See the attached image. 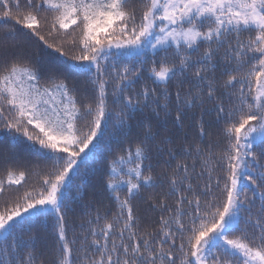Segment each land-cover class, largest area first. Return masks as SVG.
Instances as JSON below:
<instances>
[{"label": "snow or ice", "instance_id": "snow-or-ice-1", "mask_svg": "<svg viewBox=\"0 0 264 264\" xmlns=\"http://www.w3.org/2000/svg\"><path fill=\"white\" fill-rule=\"evenodd\" d=\"M8 21L59 56L78 49L70 57L75 70L91 73L94 87L81 105L79 88L70 84L59 56L49 52L42 63L17 48L0 53V127L38 145L52 161L40 187L17 195L0 211V264H42L35 238L18 231L30 216H54V264H264V0H25L23 8L21 0H0V26ZM6 35L14 38L15 30ZM148 49L156 58L145 67ZM123 57L136 62L120 64ZM145 71L164 87L158 93L145 85L130 94ZM173 81L174 93L167 87ZM186 81L195 91H184ZM217 93L232 107L226 110ZM206 99L217 101L214 111L227 121V147L217 157L224 167L222 186L212 175L211 154L198 145L191 169L180 162L171 173L154 175L153 158L172 141L153 130L146 110L159 117L163 109L182 127L184 109L203 107ZM110 122L127 141L109 161L104 180L119 212L103 225L99 214L90 220L74 255L66 193L73 172L103 134L102 125ZM200 134L206 135L202 118ZM166 150L175 159V150ZM182 151L192 155L188 147ZM12 176L9 172V185H20L26 173ZM165 183L167 191L152 207L168 216L160 217L158 229L138 231L132 201L142 189ZM169 196L176 197L172 206Z\"/></svg>", "mask_w": 264, "mask_h": 264}, {"label": "trees", "instance_id": "trees-1", "mask_svg": "<svg viewBox=\"0 0 264 264\" xmlns=\"http://www.w3.org/2000/svg\"><path fill=\"white\" fill-rule=\"evenodd\" d=\"M138 3V0H133ZM22 8L25 6V0H21ZM50 15V13L48 14ZM7 29L15 30V37L11 38L6 35ZM47 28L45 27L42 34H46ZM248 33H244L243 37H246ZM242 37V38H243ZM47 38V37H46ZM50 43L58 42V39H50ZM206 45H201V51H203ZM6 48H17L18 50L27 52L33 59V61H40L42 63L47 62L49 52H52L54 56H59L53 49L47 48L42 42L28 34L26 29H22L14 21H8L4 26H0V53ZM78 51L73 49L68 57L59 56V62H61L64 71L68 74V78L71 83L76 84L79 88L77 93L78 102L81 105L90 100L93 93V85L90 82L91 73L82 74L75 70V62L71 60V54ZM160 55H163L161 53ZM171 55V50L169 52ZM193 57L198 55L197 53H191ZM153 56L151 49L146 50L145 59L147 61L145 67L150 66ZM3 58L0 57V65L3 64ZM132 58L123 57L120 58V64H132L135 63ZM190 71H194L191 69ZM210 75V74H209ZM219 75V72L217 73ZM64 77H61L63 79ZM114 82V81H113ZM41 83H45L42 79ZM176 81H173L167 87L170 92H175ZM156 87L157 92L164 85L153 84L149 78V73L145 71L140 79L137 80L133 86L132 91H138L143 86ZM185 92L192 90L195 91L193 83L186 81L183 85ZM111 91V85H109ZM220 100L223 101L225 109L232 107L226 95L221 96L217 93ZM111 102V97H109ZM163 102V101H161ZM175 97L173 95V106ZM216 100L205 101L203 107L197 105L193 108H185L186 113L183 126L174 125L171 117H165L163 109H160V115L157 117L150 110H146L154 125V131L158 132L160 136L170 137L172 143L165 146V151L159 157H154L152 163L154 165L152 171L153 174L161 172L171 173L175 169L176 165L180 162L187 163L189 168L192 167V162L195 157L194 146H199L205 152V154H211V163L214 165L212 171L213 177L221 178V186L224 177L223 163L217 159L227 147V137L224 135L223 129L226 126V119L218 118L214 111ZM111 107L118 110L119 106L112 104ZM139 118V117H138ZM201 118L203 120L204 129L206 135L200 134ZM83 124V121H80ZM103 134L99 136L96 142V147L93 148L85 157L84 161L80 164L77 171L72 174V183L69 186L66 193V204L71 209L66 217L67 235L70 240L75 239L76 244L73 245L74 255H78L77 248H79L83 235H87V229L89 227L88 222L99 214L101 217L100 225H103L105 219L113 221L114 217L118 214L119 209L117 202L111 198L110 192L105 191L104 180L107 178L108 163L114 157V155L121 151L122 146L127 143L124 140L122 134H120L116 128L113 127L112 122L107 125H102ZM32 130V129H30ZM136 129L133 128V135ZM160 137H158L159 139ZM171 147L175 150V159H172L167 154V148ZM185 147L192 150V155H188L182 151ZM204 157H202L203 159ZM200 160L196 161V172L201 171ZM52 167V161L39 150L38 145H33L27 141L26 138L20 134H14L8 130L0 127V180L4 181L5 192L0 194V211L5 210L10 206V201L15 199L19 194H22L26 190H32L41 186V176L46 174ZM24 171L26 173L25 180L20 185L8 183V174H13L12 179L18 178L19 172ZM205 177L200 178V183L205 182ZM195 183V181H194ZM167 191V184L165 183L160 188H145L142 189L141 194L137 196L133 201L134 215L137 217V230L140 232L154 231L160 227V217L168 216L167 211H161L159 208L152 207L154 201H159L162 198V194ZM213 191L219 195L215 185H213ZM125 192H121V196H124ZM210 198V197H208ZM176 197H167V203L174 205ZM55 223L54 216H30L23 222L18 224V231L22 233L25 239L29 236H33L36 240V255L42 264H54L57 256L58 242L53 225ZM81 225L84 227L82 228ZM115 234V230H114ZM238 232L230 233V238L234 235H238ZM117 241H119V238ZM89 241L91 237H88ZM180 240L177 239V244ZM91 252V248H89ZM95 254V253H93ZM179 255V253H177Z\"/></svg>", "mask_w": 264, "mask_h": 264}]
</instances>
